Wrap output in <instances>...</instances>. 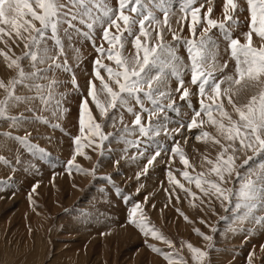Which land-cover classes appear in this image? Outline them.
Masks as SVG:
<instances>
[{
  "label": "snow or ice",
  "instance_id": "obj_1",
  "mask_svg": "<svg viewBox=\"0 0 264 264\" xmlns=\"http://www.w3.org/2000/svg\"><path fill=\"white\" fill-rule=\"evenodd\" d=\"M197 4L198 0H179L176 7L181 14L173 27L171 17L175 12L169 0H116L114 6L111 0H0V41L7 44L4 37H8L17 47L20 46L17 41L23 44L20 55H9L11 48L8 52L0 49L6 67L15 73L7 82L0 79L3 92L0 124L25 129L23 135L0 132V149L8 148L9 143L17 145L13 153L15 164L3 155L0 161L15 172L17 166L24 171L34 168L30 163L24 167L23 153L41 160L50 158V153L32 142L26 125L42 123L60 129L59 123L52 124L38 113L50 111L53 117L61 119L68 111L64 101L69 92H80L81 86L73 65L68 62L66 46L72 50L79 67L80 49L75 47V42L88 41L98 55L93 60V74L87 82L86 93L80 97L79 135L73 138L74 154L64 162L67 173H80L115 187L111 174L98 175L99 161L91 168L77 163L80 156L92 159L83 151L85 147L105 157L111 152L106 142L115 138L125 145L121 158L113 162L115 168H119L121 160L146 161L135 174L137 181L147 177L162 153L168 156L166 175L172 188H166L165 192L169 202L175 198L179 203L180 197L175 194L179 188L193 202L199 200L213 215H217L213 202H218L228 213L219 219L237 225L229 228L233 233L252 235L257 226L264 229V0H223L222 20L212 16L213 0H199ZM205 4L207 8L202 14ZM245 11L249 15L241 21L238 13ZM157 12L162 13V18ZM245 24L247 31L234 36L235 30ZM185 26L187 36L182 35ZM166 34H171V42ZM254 37L258 45L254 44ZM129 43L134 51L125 54ZM221 43L227 56L223 63L219 60ZM178 45L188 53V63L177 55ZM229 61L233 62V68L226 72ZM57 72L67 73L71 79L60 80ZM185 75L190 77L187 82ZM173 79L175 88L171 86ZM96 81L101 85L99 91ZM66 83L72 88L60 92L59 88ZM20 90H25V94H19ZM177 96L181 103L177 102ZM90 103L97 109L99 121ZM185 106L188 111L182 112ZM21 107L23 111L13 114ZM125 113L131 117L130 123ZM106 125L116 131L106 133ZM206 126L214 128L215 135L205 130ZM193 130H198L197 141L217 150L214 159L203 156L201 168L204 170L200 172H195L180 143L182 138L186 144V133ZM131 148L135 152L129 155ZM241 156L242 163L238 164ZM176 158L183 170L175 171L180 172L188 185H195L199 196L177 179L171 168ZM11 186V177L8 182L0 180V192ZM38 187V183L34 184L29 193L32 203H35L32 193ZM141 188L142 183L136 189L137 195ZM117 192L123 195L118 187ZM123 198L131 203L127 225L139 230L147 247L162 256L167 264H188L172 242L150 222L144 210L147 196L143 201H135L130 195ZM180 214L191 222L184 213ZM200 222L213 235L196 228L195 232L207 242L206 247L187 243V249L193 264H211L209 250L215 249L213 236L220 229L203 219ZM245 224L253 227H244ZM149 238L164 241L173 250L163 251L149 243ZM261 249L264 250V245ZM254 256L255 250L249 254L247 264H253Z\"/></svg>",
  "mask_w": 264,
  "mask_h": 264
},
{
  "label": "rangeland",
  "instance_id": "obj_2",
  "mask_svg": "<svg viewBox=\"0 0 264 264\" xmlns=\"http://www.w3.org/2000/svg\"><path fill=\"white\" fill-rule=\"evenodd\" d=\"M112 5L116 0H111ZM173 5L175 15L171 17L173 27H176V19L181 14L176 7L179 0H169ZM199 5V0L198 4ZM223 0H213V18L223 19L222 14ZM202 9V14L206 11ZM162 18V13L157 12ZM240 20L244 21L249 14L247 11L238 13ZM37 26H39L37 24ZM216 32V30H213ZM242 31H247L246 24L235 30L234 36H239ZM182 35H188L187 26ZM217 35H220L217 33ZM100 32L97 31V44ZM215 38V37H214ZM166 39L171 42V34H166ZM0 41V49L8 52L9 55L15 53L20 55L23 44L16 46L8 37ZM254 44L259 41L254 37ZM67 45V42H66ZM224 44H220V63L227 59L224 54ZM75 47L80 49V64L76 67V60L71 49L66 46V53L69 64L73 65L76 79L81 86L80 92H69L64 101V107L68 111L63 118L57 119L52 116L50 111L38 113L47 117L52 124L59 123L60 129H53L42 123L35 125H26L27 131L32 134V142L38 144L50 153V158L41 160L28 153H23L22 159L28 164L34 165L29 171L17 166L15 172L12 168L0 161V180L9 181L11 177L12 186L5 191L0 192V264H167L157 253L152 252L144 243L145 238L133 226L127 225V215L130 211L131 203L125 202L124 196H132L135 201H143L147 196L148 202L144 205V210L150 218V222L155 225L160 232L172 242L175 250L183 256L188 264H193L191 253L187 249V243L193 246L205 248L207 242L195 232L199 228L201 232L207 235H213L205 224L200 221L203 219L216 224L220 232L213 236L214 250L210 251L211 264H247V258L253 250L255 256L253 264H264V229L257 230L252 235L229 231L230 227H236L231 221H221V216L228 215L219 206L218 202H213V208L217 215H213L205 205H201L199 200L192 201L190 197L176 189L175 194L180 197L179 203L173 198L170 202L168 193L165 189L171 190L172 186L167 179L168 156L162 153V158L149 169L147 177H141L140 181L135 178L136 172L140 170V165L146 163L141 160L139 163H131L125 160L120 161L119 168H115L113 162L121 158L122 150L125 145L112 138L106 142L111 148L110 153L105 157H100L97 152L85 147L83 151L91 156L88 160L82 156L77 157V163L84 168H91L96 162L101 163L98 175L111 174L115 187L112 183L93 179L80 173H67L64 162L70 159L74 154L73 138L79 135V109L80 97L86 93L87 82L92 78L93 60L97 53L88 41L75 42ZM107 47V45H105ZM131 43L126 47V53L133 52ZM177 55L182 58L184 63L189 62V56L183 46H177ZM104 63H110L104 60ZM27 69V62H25ZM233 68V62L229 61L228 69ZM15 73L6 67V61L0 56V79L7 82ZM102 75L106 74L102 70ZM57 77L63 81H69L70 75L57 72ZM190 77L185 75L187 82ZM97 90L101 85L96 81ZM172 88L176 87V81L171 82ZM72 85L66 83L59 88L60 92L71 89ZM192 91H196L195 88ZM19 94H25V90H20ZM247 94L245 95L246 99ZM3 92L0 90V98ZM197 98L192 97V103L195 105ZM177 102L179 97L177 96ZM93 115L100 120L98 111L94 104L90 103ZM23 107L16 109L13 114H19ZM188 111L187 107L182 108V112ZM27 116L31 113L25 112ZM191 113H189L190 115ZM171 115V114H170ZM125 119L130 123L131 117L125 113ZM170 127H172L170 125ZM105 132H115L116 129L104 128ZM205 130L215 135V129L206 126ZM11 131L14 135H23L24 128L13 129L6 124H0V132ZM198 130L186 133L187 143L181 138L180 143L184 148L190 162L195 167V172H200L201 161L204 155L214 159L217 150L210 144H205L195 139ZM9 143L8 141H5ZM171 144V141L168 142ZM17 150L15 143H9V147L0 149V155L12 160L13 153ZM135 152L134 148L129 149V155ZM251 153H249L250 155ZM243 156L237 161L242 163ZM59 161V163H57ZM251 163V162H250ZM177 179L185 184V187H191L192 191L199 196V190L195 185H188L177 169L183 170V165L176 158L171 164ZM192 172V169H189ZM243 171V169H241ZM194 174V173H193ZM39 187L35 193H32V201L29 200V193L34 184ZM143 184L137 195L136 189L139 184ZM75 185V187H74ZM117 187L123 195L117 192ZM207 202V198H203ZM193 204L197 206H193ZM152 205H155L153 208ZM167 205V207H165ZM179 209V211H177ZM203 209V210H201ZM184 213L191 222L184 219L180 213ZM244 227H253L245 224ZM105 233H109L105 235ZM149 243L155 244L163 251H172L164 241L149 238Z\"/></svg>",
  "mask_w": 264,
  "mask_h": 264
}]
</instances>
